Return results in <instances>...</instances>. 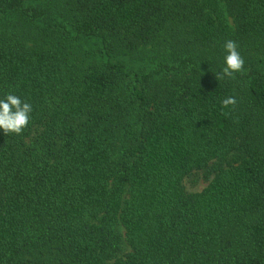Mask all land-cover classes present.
<instances>
[{"label":"trees","instance_id":"1","mask_svg":"<svg viewBox=\"0 0 264 264\" xmlns=\"http://www.w3.org/2000/svg\"><path fill=\"white\" fill-rule=\"evenodd\" d=\"M7 94L0 264H264V0H0Z\"/></svg>","mask_w":264,"mask_h":264},{"label":"clouds","instance_id":"2","mask_svg":"<svg viewBox=\"0 0 264 264\" xmlns=\"http://www.w3.org/2000/svg\"><path fill=\"white\" fill-rule=\"evenodd\" d=\"M225 66L222 72L216 76V79H224L225 77L234 78L235 73H240L244 69V59L238 51V46L235 41L228 40L224 44ZM237 100L235 97H227L222 100L224 108L235 106ZM32 106L28 102H24L20 97L14 94H7L3 99H0V129L5 135L9 133L21 134L23 129L30 122V114Z\"/></svg>","mask_w":264,"mask_h":264},{"label":"rangeland","instance_id":"3","mask_svg":"<svg viewBox=\"0 0 264 264\" xmlns=\"http://www.w3.org/2000/svg\"><path fill=\"white\" fill-rule=\"evenodd\" d=\"M212 178L206 180L202 172H196L195 174L185 178L182 182L184 191L188 194L200 193L204 190Z\"/></svg>","mask_w":264,"mask_h":264}]
</instances>
